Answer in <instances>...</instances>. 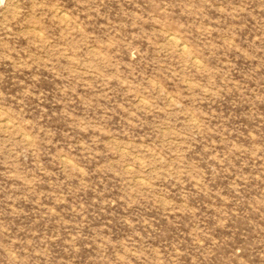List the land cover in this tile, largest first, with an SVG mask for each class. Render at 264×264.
<instances>
[{"label":"rangeland","instance_id":"1","mask_svg":"<svg viewBox=\"0 0 264 264\" xmlns=\"http://www.w3.org/2000/svg\"><path fill=\"white\" fill-rule=\"evenodd\" d=\"M0 264H264V0H0Z\"/></svg>","mask_w":264,"mask_h":264},{"label":"bare ground","instance_id":"2","mask_svg":"<svg viewBox=\"0 0 264 264\" xmlns=\"http://www.w3.org/2000/svg\"><path fill=\"white\" fill-rule=\"evenodd\" d=\"M171 37H173V36H170L169 39H170ZM171 39H172V38H171ZM173 39H174V38H173ZM174 40L178 41L176 38H175ZM172 41H173V40H171V42H172ZM174 44H175V43H174ZM179 44H181V43H179ZM182 47H183V45H182ZM182 47L180 46V49H181ZM184 47H186V46H184ZM183 50H184V49H183ZM183 50H182V51H183ZM185 50H186V49H185ZM181 53H182V52H181Z\"/></svg>","mask_w":264,"mask_h":264}]
</instances>
